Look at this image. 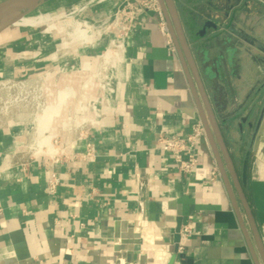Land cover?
<instances>
[{
    "label": "crops",
    "instance_id": "crops-1",
    "mask_svg": "<svg viewBox=\"0 0 264 264\" xmlns=\"http://www.w3.org/2000/svg\"><path fill=\"white\" fill-rule=\"evenodd\" d=\"M124 1L45 0L37 15L51 21L0 32V81L46 75L57 103L66 94L58 116L63 105L69 114L82 102L86 109L73 127L56 120L62 146L51 160H29L21 148L27 126L0 120V264H166L179 225L191 235L174 264H264L208 134L191 174L180 173L158 146L161 133L186 136L202 116L182 56L155 13L144 14L119 43L115 37L106 42L118 43L121 53L93 101L100 56L70 33L77 22L100 30ZM174 1L207 92L205 75L217 95L210 100L240 177L231 141L241 143L238 156L250 154L244 191L264 243V116L257 125L264 104L249 118L264 99V0ZM77 92L83 101L75 100ZM252 93L257 97L245 106ZM81 131L87 136L80 138ZM67 141L75 143L64 147Z\"/></svg>",
    "mask_w": 264,
    "mask_h": 264
},
{
    "label": "rangeland",
    "instance_id": "rangeland-1",
    "mask_svg": "<svg viewBox=\"0 0 264 264\" xmlns=\"http://www.w3.org/2000/svg\"><path fill=\"white\" fill-rule=\"evenodd\" d=\"M30 14L32 16L37 15L38 14L37 9L36 8L33 9L27 15H30ZM106 25L107 24L101 27L100 30H96L95 28L92 29L91 27V31L89 32L90 37H86V38L83 35H81V29L84 27L88 28V26L85 24L75 26L74 31L70 33L71 40H74L82 44L92 45V48L95 51L96 55L100 56V60L97 64L95 74L92 78L93 89H92V94L90 95L93 101H95L100 96L101 92L104 93V90L106 89V86H107V82L109 80L110 69L112 67L111 65L112 60L116 59L117 56H120V53H121V50L119 49L120 47L118 48L116 46L118 43H116V45L109 44V42L106 44L108 40L114 38V33L111 30H106V27H105ZM187 31L189 32L190 35H192V30H187ZM103 54L109 57L108 64L106 65V68H105L107 71L106 73L104 69L105 64L101 66V63H100L101 58H102L101 55ZM207 57H213V56H207ZM197 58H198V62H200L202 56H197ZM104 75H107V78H105ZM205 76L206 77L204 78H205L207 85L209 86L208 90H209L210 99H211V97L215 96L216 94L213 93L212 86L211 84L208 83L209 76L207 75ZM33 79L35 81V78ZM75 96H76L75 100L79 102L80 100L82 101L84 100L85 94L83 92L82 93L77 92ZM249 96L250 97L246 100L245 106L249 105L248 103L250 99H255V97H257L256 93H252ZM45 99L46 101L42 103V99H38L37 94L35 92L26 94L24 91H21L20 89H17V88H14L11 90V92H8L5 89L0 88V120H5V117H7V120L12 121L13 125L25 124V126H27L26 127L27 141L24 144H22L21 148H23L24 151L29 154V157H28L29 160H35L38 157H43V156H45L48 160L53 159L57 151L55 148H59V146L62 143V141L59 140V132H58L59 131L58 128L60 126L56 124V120H58V118H61L62 122H64L65 124V127H68L70 125L71 127H73L75 126L74 125L75 120L77 122H82L83 119H81L80 117H82L86 113L85 103L82 102V104H78V107H77V110H75V113L71 112L70 114H69L70 111L64 108L65 105H63L60 111V116H58V114L56 113L58 112V109L60 106L54 107L56 106L58 99L56 97V94L53 92V88L51 86H50V90L46 94V98L44 97L43 100ZM64 99H65V96H64ZM67 100L68 99L66 98L65 101ZM262 100L261 101L260 99L257 100L258 104L256 108L253 110L252 116L249 113L250 115L249 118L250 117L254 118L257 116V114L259 113L258 111H260V108H261L259 106H262L264 104V99ZM47 105L53 106L54 109L50 107V109H52L53 112L50 114V116H48V118H44L47 120L46 122L47 124L45 123L46 127L44 128L45 130L43 131L42 126L41 125L38 126L37 123H39V121L43 122V119H41L39 116L41 115L42 109L45 108ZM93 106H95V104ZM233 111L232 113H230L228 119L239 116L241 113L244 112V108L237 110L235 112ZM223 114L225 115L226 112L222 113L221 115L223 116ZM40 137L45 138V140L48 139V141L41 145V143H39V139H42V138ZM250 137H251L250 131H248V146L250 143ZM230 144H231V147L235 149L233 150L234 154L237 155L235 156V159L237 161L239 169L242 170V164H243L242 162L245 158L243 156H238L239 154L238 148L241 143L236 142V141H231ZM63 145L65 147L64 142H63Z\"/></svg>",
    "mask_w": 264,
    "mask_h": 264
},
{
    "label": "water",
    "instance_id": "water-1",
    "mask_svg": "<svg viewBox=\"0 0 264 264\" xmlns=\"http://www.w3.org/2000/svg\"><path fill=\"white\" fill-rule=\"evenodd\" d=\"M45 0H3L0 2V32L7 27L16 23L17 20L30 13L33 9L40 6ZM162 9L166 15L168 25L172 38L175 41L176 47L182 56L185 70L187 72L190 84L192 86L201 116L205 126L206 133L210 137L214 150L217 155L219 168L224 179V182L229 190L234 207L238 214H240V205L234 188L238 194L239 200L248 216L251 228L258 245L260 254L264 260V243L256 224L252 207L248 201L244 186L247 183L248 167H249V152L243 161L241 177L236 166V162L232 153L225 141L222 129L217 120L216 113L212 106L209 94L201 76L200 70L197 66L196 60L192 54L188 44L180 15L174 0H160ZM196 83V85H195ZM197 86V88H196ZM264 116V106L261 109V114L257 125L259 126ZM217 142V145H216ZM221 152H220V151ZM181 226L179 225L174 230V249L166 264H174L177 251L178 242L180 239Z\"/></svg>",
    "mask_w": 264,
    "mask_h": 264
},
{
    "label": "built area",
    "instance_id": "built-area-1",
    "mask_svg": "<svg viewBox=\"0 0 264 264\" xmlns=\"http://www.w3.org/2000/svg\"><path fill=\"white\" fill-rule=\"evenodd\" d=\"M149 12H153L158 17V24L160 31L167 38L168 43H173V38L170 32V28L168 25V21L166 15L162 9L160 4V0H125L123 4L116 7L110 13L106 15L105 24H107L106 30H111L114 33V37L118 40L126 38L129 33L132 31L134 24L142 18L144 14ZM85 24L88 26L87 33L91 31L90 25L87 22H77V25ZM75 27V26H74ZM90 36V35H89ZM116 45V44H114ZM118 48L119 44L116 45ZM120 49V48H119ZM101 66L106 68L108 64V58L104 54L101 55ZM105 69V73H106ZM107 78V75H104ZM27 79H10L0 81V88L5 89L8 92H11L12 89L17 88L21 91H24L26 94L35 92L37 94L38 99H42V103L46 101L43 98H46V94L50 90V86L52 85L47 82V76H39ZM85 122V120H84ZM82 124L81 126H83ZM206 135L205 126L202 120H199L192 127V130L186 136H180L174 133L165 134L161 133L158 136L157 142L158 146L169 152L174 159L176 164V168L180 173L183 174H191L193 173L198 165V144L202 140V138ZM87 134L85 131H81L79 137H86ZM75 142L69 143L65 142V147L68 145H73ZM62 146V145H61ZM58 151V148H55ZM88 155H91L93 152V148L91 144H88L87 147ZM56 151V152H57ZM58 185V178L56 174L53 173L51 179L49 180V188L52 192L56 191ZM180 239L178 242V251L182 252L185 246V242L191 235V229L188 226H183L179 231Z\"/></svg>",
    "mask_w": 264,
    "mask_h": 264
},
{
    "label": "bare ground",
    "instance_id": "bare-ground-1",
    "mask_svg": "<svg viewBox=\"0 0 264 264\" xmlns=\"http://www.w3.org/2000/svg\"><path fill=\"white\" fill-rule=\"evenodd\" d=\"M51 19H52V16L51 15H33L32 16L30 14V15H25L21 19L17 20L15 24L22 25V26H36V25H38V24H40L42 22L51 21ZM87 30H88V28H86V27H84V28L81 29V35H83L85 38L86 37H90L88 35V33H87ZM79 34H80V32H79ZM64 96H66L65 93H61L60 94V96H59V103H57L56 106H54V107H59L60 106V104L64 101ZM50 107L52 109H54L53 106L47 105L45 108L42 109L41 115L39 116L41 119H43V122H40L39 121V123H37V125L38 126L41 125L42 128H43V131L45 130L44 128L46 127V124H47L46 123L47 120L44 119V118H48V116H50V114L53 112V110L50 109ZM40 138H42V137H40ZM47 141H48V139L45 140V138L39 139V143H41V145L44 144V143H46Z\"/></svg>",
    "mask_w": 264,
    "mask_h": 264
},
{
    "label": "flooded vegetation",
    "instance_id": "flooded-vegetation-1",
    "mask_svg": "<svg viewBox=\"0 0 264 264\" xmlns=\"http://www.w3.org/2000/svg\"><path fill=\"white\" fill-rule=\"evenodd\" d=\"M186 35V34H185ZM187 38V37H186ZM215 113H216V111H215Z\"/></svg>",
    "mask_w": 264,
    "mask_h": 264
}]
</instances>
